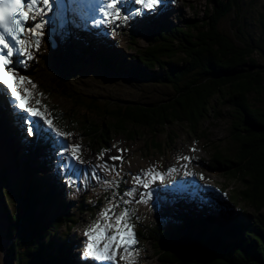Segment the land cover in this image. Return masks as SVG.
<instances>
[{
    "label": "trees",
    "instance_id": "obj_1",
    "mask_svg": "<svg viewBox=\"0 0 264 264\" xmlns=\"http://www.w3.org/2000/svg\"><path fill=\"white\" fill-rule=\"evenodd\" d=\"M206 1L201 17L150 34L148 47L135 50L136 59L127 60L116 50L112 55L127 62L137 79L167 84L172 93L157 102L119 101L113 108L105 107V122L84 118L79 128L92 143L98 138L106 142L111 131L133 140L143 136L140 129L147 130L152 135L145 140L150 143L145 153L149 156L164 151L165 142L157 141L159 133L169 136L173 127L187 125L196 134L202 121L227 115L228 146L214 147L208 167L239 186L225 200L206 197L198 211L177 203L172 206L171 200L159 197L164 207L153 208L146 223L136 219L134 231L140 242L151 244L156 264H264V65L260 61L264 49L251 34H245L241 0ZM232 11L238 42L219 29L222 18ZM258 24L263 31L264 13ZM90 56L117 68L103 53ZM118 69L121 73L122 68ZM53 84L61 94L75 97L63 78ZM255 98L260 103H254ZM44 146L48 144L37 145L35 150ZM24 156L16 154L23 176L16 199L4 207L3 235L11 241L5 250L7 263L76 264L70 258L74 244L70 235L79 220L63 210L65 193L47 188L45 177H37L40 169ZM124 190L121 184L119 199H124ZM104 200H111V194L106 193ZM240 201L248 209L236 211ZM79 209L85 210L83 203ZM63 226L66 231L59 233ZM78 263L95 264L81 258Z\"/></svg>",
    "mask_w": 264,
    "mask_h": 264
},
{
    "label": "rangeland",
    "instance_id": "obj_2",
    "mask_svg": "<svg viewBox=\"0 0 264 264\" xmlns=\"http://www.w3.org/2000/svg\"><path fill=\"white\" fill-rule=\"evenodd\" d=\"M67 2L68 0H64L65 4ZM97 2L98 0L78 1L80 14L75 18V23L62 27L60 19L56 16L55 0H53L54 6L47 13V20L51 21L54 15L57 22L51 21L47 25L45 35L41 37L40 48L34 50V59L27 62L26 68L18 70L36 85L34 93L42 94L36 98L41 100L42 105L47 106L54 118V124L62 131L73 133V141L79 142L86 149L83 155L86 160L91 161L92 165L101 163L95 159L96 155L102 149L111 148L113 144H116L117 148L128 150L117 153L113 148L111 153H106L104 157L106 165L118 166L116 171L120 172V176L117 178L111 168L108 171L96 169L94 173L88 170V165H81L84 171L74 177L75 183H66V177L58 167L60 164V158L57 155L58 146L48 144L40 151L35 150L37 145L30 143L32 138L25 135L24 127L15 121L14 116L2 111V121L4 120V124H7L5 125L8 143L5 149L3 146L5 137H2L0 132V264H8L5 250L11 242L3 235L4 207L9 200L16 199L23 177L22 171L15 166L17 153L34 161L40 169L37 177H45L47 188L65 193L63 210L79 220L78 228L72 229L70 235L74 241L70 258H73L76 264H79L82 241L85 239L82 235L83 231L100 218V213L110 206V202L116 203L119 199L121 184H125L126 191L131 189L133 185L130 183V178L141 173L142 170L154 168L161 174L162 180L153 183V192L147 204H131V208L136 212L132 220L135 224L134 230L136 217H139L138 221L146 223L153 208L160 210V207H164L159 204V197L171 200L172 206L177 203L183 209L198 211L206 197L225 200V195L239 186L238 182L227 181L222 174L208 167L214 147L219 146L225 149L228 146L230 122L227 115L218 118L212 115L211 118L202 121L196 134L191 133L187 125L173 127L169 136L163 132L159 133L157 141L165 142L164 151L149 156L145 153L150 143L145 140L150 139L152 135L147 130L140 129L143 136L133 140L111 131L109 138H105L106 142L98 138L95 143H92L88 136L83 135L79 123L84 118L105 122L107 120L103 113L105 107L113 108L119 101L157 102L168 97L173 91V88L167 84L137 79L129 72L127 62L123 64L121 60L113 58L114 51H121L127 60L136 59L135 50L148 47L150 34L158 33L164 26L183 25L189 18L201 17L207 6L206 0H175V2L161 0L158 11L152 15L134 17L127 23L117 22L121 23V26L116 27L115 24L93 23V18L103 19L101 13L93 11L92 6ZM240 5L245 14V34L249 36L251 34L264 49V30L261 31L258 27L260 13H264V0H241ZM234 17V11L224 16L220 21L219 29L238 42L239 34L231 25ZM52 32L56 36V45L60 50L59 56L48 46L47 41ZM94 52L103 53L117 68L102 58L100 61L95 56L89 57V54ZM263 53L264 51L260 52L261 57L257 54L261 58L262 65H264ZM118 67L122 68L121 73H118L120 72ZM58 78H63L75 97H82L81 101L58 92L53 84ZM28 87L31 86L28 85ZM92 99H95L94 106H88ZM259 101L257 98L253 99V102L257 104L260 103ZM96 105L99 109L95 108ZM17 138L20 139L16 144ZM108 155H122L123 162L109 160ZM183 156L190 157V160L185 161L182 159ZM94 175H98L100 179L93 178ZM105 181H108L111 186L106 185ZM225 186L227 190L222 193V196L221 190ZM138 191H144V189L140 188ZM114 192L115 196H113ZM106 193L111 194V200H104ZM185 198L188 200H184ZM124 199L131 198L124 197ZM82 203L85 210L79 209ZM245 207V203L240 201L235 210H244ZM12 209L13 207L8 208L9 211ZM100 223L103 224L104 221L101 219ZM65 231L66 227L63 226L59 233ZM136 239L138 244L135 247L140 249L137 264H156L157 257L152 252L151 244L145 241L140 242L137 236ZM4 242L6 244L3 247Z\"/></svg>",
    "mask_w": 264,
    "mask_h": 264
},
{
    "label": "snow or ice",
    "instance_id": "obj_3",
    "mask_svg": "<svg viewBox=\"0 0 264 264\" xmlns=\"http://www.w3.org/2000/svg\"><path fill=\"white\" fill-rule=\"evenodd\" d=\"M160 3L161 0H98L92 6L93 11L101 13L103 19L93 18V23L115 24L120 27L121 23L117 22L127 23L134 17L152 15L158 11ZM53 6V0H0V111L14 116L15 121L24 127L25 135L32 138L30 143L58 146V167L66 177V183H75L74 177L84 171L81 165H88V170L94 173L96 169L108 171L111 168L119 178L120 172L116 171L118 166L106 165L104 157L113 148L117 153L128 150L117 148L113 144L111 148L102 149L96 155L95 159L101 163L92 165L83 155L86 149L72 140L73 133L62 131L54 124L47 106L36 98L42 95L34 93L36 85L18 70L26 68L27 62L34 59V50L40 48L41 37L51 23L47 20V13ZM55 11L62 27L75 23V18L80 14L78 0H68L67 4L64 0H55ZM108 159L123 162L122 155H108ZM182 159L188 161L190 157L183 156ZM93 178L100 179L98 175ZM158 180H162V177L154 168L142 170L130 178L133 187L125 191L123 196L131 199L110 202V206L100 213V218L83 231L85 239L82 241L81 259L94 261L95 264H137L140 249L135 247L138 240L134 231L135 224L132 222L136 212L128 205L147 204L153 192L152 185ZM118 183L117 179V185ZM105 184L111 186L108 181ZM140 188L144 191H138ZM115 195L114 192L113 196ZM117 208H120L119 212L116 211ZM101 219L103 224L100 223Z\"/></svg>",
    "mask_w": 264,
    "mask_h": 264
},
{
    "label": "bare ground",
    "instance_id": "obj_4",
    "mask_svg": "<svg viewBox=\"0 0 264 264\" xmlns=\"http://www.w3.org/2000/svg\"><path fill=\"white\" fill-rule=\"evenodd\" d=\"M78 1L81 2L82 0H78ZM51 21H53V23L57 22V19H56V17L54 15L51 17ZM47 42H48V46H49L50 50L55 52V53H57V55L59 56L60 55V50H59L58 46L56 45V36H55L54 32H52L51 35H49V38H48ZM1 116H2V111H0V117ZM4 116H5V114H4ZM9 135H10V131H9ZM5 138H3V143H7L8 138H6V139ZM18 139H20V138L15 139L17 141L16 144L18 143ZM72 140H73V137H72ZM6 147L7 146H4L5 149H6Z\"/></svg>",
    "mask_w": 264,
    "mask_h": 264
},
{
    "label": "water",
    "instance_id": "obj_5",
    "mask_svg": "<svg viewBox=\"0 0 264 264\" xmlns=\"http://www.w3.org/2000/svg\"><path fill=\"white\" fill-rule=\"evenodd\" d=\"M0 132L2 134V137H8V132H7V127L6 125L4 124V122L2 121V118L0 117ZM6 139V138H5ZM2 140V138H1ZM7 143H8V140H7ZM7 143H3V146H7ZM15 166L18 170H20V165L16 164L15 163ZM6 242V241H5ZM2 243V246L4 247L6 243Z\"/></svg>",
    "mask_w": 264,
    "mask_h": 264
}]
</instances>
